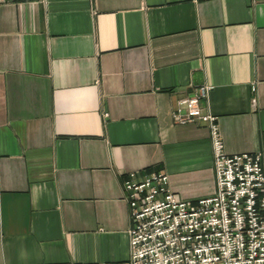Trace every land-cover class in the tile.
Masks as SVG:
<instances>
[{"label": "crops", "instance_id": "1", "mask_svg": "<svg viewBox=\"0 0 264 264\" xmlns=\"http://www.w3.org/2000/svg\"><path fill=\"white\" fill-rule=\"evenodd\" d=\"M204 83L264 169V0L0 2V264L127 258L133 170L212 193L206 123L172 117Z\"/></svg>", "mask_w": 264, "mask_h": 264}, {"label": "built area", "instance_id": "2", "mask_svg": "<svg viewBox=\"0 0 264 264\" xmlns=\"http://www.w3.org/2000/svg\"><path fill=\"white\" fill-rule=\"evenodd\" d=\"M210 88L204 83L180 97L172 117L177 123H206L214 191L184 199L171 189L165 171L133 170L123 182L130 206L129 256L79 264H264L263 153L226 151L218 116L203 105Z\"/></svg>", "mask_w": 264, "mask_h": 264}]
</instances>
